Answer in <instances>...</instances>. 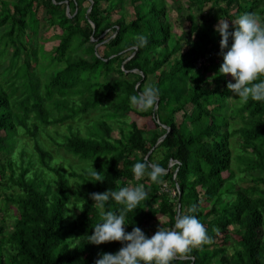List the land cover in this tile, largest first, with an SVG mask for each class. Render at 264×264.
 Segmentation results:
<instances>
[{
	"label": "trees",
	"instance_id": "trees-1",
	"mask_svg": "<svg viewBox=\"0 0 264 264\" xmlns=\"http://www.w3.org/2000/svg\"><path fill=\"white\" fill-rule=\"evenodd\" d=\"M181 1L171 0L187 24L176 32L167 0H0V264H95L116 252L120 241H87L102 219L89 194L126 184L148 191L126 213V231L135 224L151 236L161 217L171 227L180 205L212 237L171 264H264V101H227L233 78L219 73L215 27L220 17H264V0ZM140 34L148 43L134 48ZM148 83L160 96L156 110L141 111L129 97ZM129 114L163 131L147 137ZM138 160L167 172L137 179Z\"/></svg>",
	"mask_w": 264,
	"mask_h": 264
},
{
	"label": "clouds",
	"instance_id": "clouds-1",
	"mask_svg": "<svg viewBox=\"0 0 264 264\" xmlns=\"http://www.w3.org/2000/svg\"><path fill=\"white\" fill-rule=\"evenodd\" d=\"M216 30L221 35L223 57L219 73L231 74L234 80L228 81L227 88L234 96L245 101L249 98L264 101V17L246 12L231 25L227 19L220 17ZM147 43V36L140 34L133 47L139 48ZM159 96V87L148 83L142 91L130 95V105L141 111L153 109ZM132 172L137 179L147 173L153 182H160L167 169L156 162L138 160L132 165ZM93 175L98 176L99 173L96 171ZM89 195L101 210L102 219L93 226L94 230L87 235V241L97 245L109 241L121 242L116 252L101 253L95 264H171L178 253H187L192 247L212 240L202 221L193 214L178 215L171 227L161 226L160 222L151 236L135 224L131 231H126L125 226L129 224L126 213L135 210L148 196L142 184H126L118 190L107 189ZM109 200L116 201L122 207L116 211L105 210ZM194 210L193 205L188 212Z\"/></svg>",
	"mask_w": 264,
	"mask_h": 264
},
{
	"label": "rangeland",
	"instance_id": "rangeland-1",
	"mask_svg": "<svg viewBox=\"0 0 264 264\" xmlns=\"http://www.w3.org/2000/svg\"><path fill=\"white\" fill-rule=\"evenodd\" d=\"M181 2H183V0H182ZM209 4H210V3H206V5H205V7H204L203 10H196V11L194 12V14H195V16H196V21H200L201 18H202V14L204 15V14L208 11V8H209V6H210ZM166 6H167V10H168V11L170 10V13H171V21H172V23H173V27L175 28L174 31H176V32H181L182 29H185V28H186L187 24L184 23L183 26H182V25H180V23H178V21H177V19H176V17H175V13H174L175 10H174V8H173V7H175V4L172 3L171 0H167ZM124 10L126 11V16H127L126 19L129 20L130 18H132L133 11H132V7H131L129 4L125 5V9H124ZM118 16H119V12H118V10H115V11H114V14H113V16H112L113 19H116ZM201 21H202V20H201ZM216 25H217V24H216ZM216 25H215V27H216ZM52 33H53V31L50 29L49 32H47L45 35H46V36H50ZM56 33H58V32H56ZM107 36H108V35H107ZM185 38H187V39H191V38H193V39H194V37H192L191 34H187ZM56 43H57V40H55V39H54V40L51 39L50 41H47V42H46V44H45V48H46L47 50H50V49H51ZM183 44H184V43H183ZM184 45H185V44H184ZM96 48H97V51H98L99 53H101V54H104V53L107 52L105 46H104L102 43L98 44V45L96 46ZM125 53H126V55L129 54L128 52H125ZM131 54H132V53H131ZM219 60H220L221 62L223 61V57H222V55L219 57ZM203 61H206V64L208 63V60H207L206 57L203 59ZM197 66H199V65L197 64ZM233 82H234V80H233ZM213 87H214V85H213L212 83H209V84H206V85L204 84V88H208V89L212 90ZM235 100H237V101L242 100V101H243L242 98H239V97L234 96V94L231 92V93L229 94V96L227 97V101H228V102H232V101H233V102L235 103ZM230 106H232V105H230ZM188 107H189V106H188ZM154 110H156L155 106H154ZM181 113H182V112L180 111L178 114L175 115L177 122H179L180 119H181ZM127 119H129L128 121H135L136 124H137L140 128H143V129H144V134H145L147 137H150L153 133H155V131H156V132H162V131H163L162 129H156V130H155L154 123H153L152 121H149L147 117L145 118V117L137 116V115H135V114H129L128 117H127ZM128 121H127V122H128ZM237 123H238V122H237ZM78 124H79V123H78ZM78 126H80V125H77L76 127H78ZM74 127H75V123L73 124V128H74ZM76 127H75V128H76ZM75 128H74V129H75ZM55 129L58 131L59 134H65V133L67 132V130H68L67 125H65V124L63 125L62 123H61V125H58ZM124 129H125V128H124ZM125 130H126V129H125ZM113 134H114L115 136H119V133H118L117 131H115V130H114ZM173 162H174V161H171V162H170V165H172ZM247 177L250 178L249 176H246V177L244 178V180H243V181H244L243 185H245L246 183H250V182L248 181ZM168 184H169L168 181L164 182V187H166ZM171 192H172V195H174L173 190H172ZM0 215H1V213H0ZM164 220H165V219H164L163 217H161V218H158V220L153 221V222H152L153 227H156V226L158 227L159 223L162 222V221H164ZM8 225L10 226V222H9ZM156 230H157V228L155 229V231H156ZM154 233H155V232H153L152 234H154ZM229 253H232V249L229 250ZM215 264H218V263H215Z\"/></svg>",
	"mask_w": 264,
	"mask_h": 264
},
{
	"label": "water",
	"instance_id": "water-1",
	"mask_svg": "<svg viewBox=\"0 0 264 264\" xmlns=\"http://www.w3.org/2000/svg\"><path fill=\"white\" fill-rule=\"evenodd\" d=\"M66 4H67V13L69 12V5H68V1H66ZM155 108H157V104L155 105ZM165 127H167V126H165ZM166 135V134H165ZM164 135V136H165ZM164 136H162L160 139H159V141H161L163 138H164ZM176 171H177V169H176ZM178 215H180V205H179V207H178V214H177V216ZM177 218V217H176ZM176 257V256H175Z\"/></svg>",
	"mask_w": 264,
	"mask_h": 264
},
{
	"label": "built area",
	"instance_id": "built-area-1",
	"mask_svg": "<svg viewBox=\"0 0 264 264\" xmlns=\"http://www.w3.org/2000/svg\"><path fill=\"white\" fill-rule=\"evenodd\" d=\"M173 193L175 194V192L173 191Z\"/></svg>",
	"mask_w": 264,
	"mask_h": 264
}]
</instances>
